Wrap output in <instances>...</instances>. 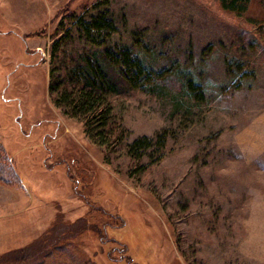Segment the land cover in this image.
<instances>
[{"label":"rangeland","instance_id":"374dc122","mask_svg":"<svg viewBox=\"0 0 264 264\" xmlns=\"http://www.w3.org/2000/svg\"><path fill=\"white\" fill-rule=\"evenodd\" d=\"M99 1L0 0V144L20 180L0 182V264L41 242L34 264H264V0H108L117 31L92 44L66 15ZM125 47L160 88L121 83L103 53ZM86 58L118 85L95 139L53 101Z\"/></svg>","mask_w":264,"mask_h":264},{"label":"trees","instance_id":"16d2710c","mask_svg":"<svg viewBox=\"0 0 264 264\" xmlns=\"http://www.w3.org/2000/svg\"><path fill=\"white\" fill-rule=\"evenodd\" d=\"M248 2L249 0H220V4L223 8L237 12L244 11L247 8ZM108 5V0L99 1L92 7L94 12L86 10L79 15L71 12L66 16L70 20L72 29L82 34L83 37L86 38V41L94 44L98 39H109V37L117 31ZM56 45L53 43V49L60 46L59 41L56 42ZM103 55L105 59L114 66L122 84H126L131 88H144L153 91L162 86L160 79L164 73L162 71L149 69L141 59L132 54L129 48L125 47L117 51L105 49ZM68 78L72 87L68 90L60 91L58 98H54L53 101L57 106L66 108V113L79 117L83 121L86 134L95 139V136L92 134V129L90 128L91 119L92 117H96V128H105L107 126L112 112L108 95L116 91L118 85L111 78L110 73L104 69V66H102L100 61L96 58L94 61L88 58L84 59V65L77 66L73 71L69 72ZM185 86L192 92H196L197 95H202L201 86L195 83L194 80L187 79ZM49 91L51 93L54 92L52 85H49ZM158 139L163 146L164 135L160 134ZM97 142L100 144L105 143L102 140H97ZM151 144L152 139L143 136L133 140L129 144V150L132 154H136L140 157L143 153L142 151L149 148ZM0 182L8 185H17L20 182L1 144ZM78 230L76 225L65 227L59 232H57L56 229L51 235V238L53 236H60L61 234L64 235V232L67 235L75 233ZM41 243L35 245V247L30 250H28V248L19 249L9 256L4 257L3 262L34 264V260L38 258H35L37 250L42 249L41 247L44 246H42Z\"/></svg>","mask_w":264,"mask_h":264},{"label":"crops","instance_id":"0c3cea01","mask_svg":"<svg viewBox=\"0 0 264 264\" xmlns=\"http://www.w3.org/2000/svg\"><path fill=\"white\" fill-rule=\"evenodd\" d=\"M20 188H24V186H23V182L21 183V187ZM38 203H41L40 201H38ZM37 203V204H38Z\"/></svg>","mask_w":264,"mask_h":264}]
</instances>
